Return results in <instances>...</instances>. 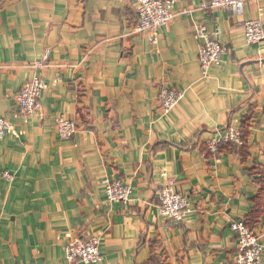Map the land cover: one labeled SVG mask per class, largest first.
<instances>
[{"label":"crops","instance_id":"obj_1","mask_svg":"<svg viewBox=\"0 0 264 264\" xmlns=\"http://www.w3.org/2000/svg\"><path fill=\"white\" fill-rule=\"evenodd\" d=\"M245 1L237 15L177 0L153 43L136 30L139 0H0V116L12 126L0 139V264H82L66 248L92 236L97 264H233L232 223L260 194L264 207V42L248 45L243 29L264 24V0ZM196 25L229 48L208 79ZM39 76V111L22 117L16 96ZM164 86L185 93L167 116ZM59 117L76 123L74 139L59 138ZM245 118L244 154L205 153ZM107 180L130 186V203H110ZM165 185L189 200L184 223L159 215Z\"/></svg>","mask_w":264,"mask_h":264},{"label":"built area","instance_id":"obj_2","mask_svg":"<svg viewBox=\"0 0 264 264\" xmlns=\"http://www.w3.org/2000/svg\"><path fill=\"white\" fill-rule=\"evenodd\" d=\"M177 0H139L137 33H149L150 40L157 42L158 32L175 19L174 6ZM245 0H209L206 9H223L240 15L244 11ZM188 14V11H184ZM245 39L248 45L256 46L264 42V24L262 20L246 21L243 24ZM196 37L201 41L199 50V64L202 75L208 79L214 66L221 64L229 48L208 33L205 26H195ZM50 56L47 52L46 58ZM42 63L37 64L41 68ZM46 82L39 76L27 83L17 94L18 113L20 116L30 118L40 108V100ZM184 91L164 86L160 95V111L164 116L171 114L177 105L184 99ZM59 138L63 141L74 139L78 133L77 125L72 120L59 117L56 120ZM12 132V126L0 116V139ZM240 129L231 126L218 138L208 141L207 146L213 154L217 153L222 144H235L243 146ZM7 181H14V176L8 172L3 174ZM132 188L118 181H106L107 200L114 204H128L131 201ZM158 213L169 222L184 223L192 212L189 200L179 193L173 186L165 185L158 192ZM1 227V219H0ZM232 231L237 237V254L233 264H262V239L256 232L246 226L244 221L234 222ZM101 240L98 236L87 239H72L66 248V256L71 263L97 264L103 257L100 252Z\"/></svg>","mask_w":264,"mask_h":264},{"label":"trees","instance_id":"obj_3","mask_svg":"<svg viewBox=\"0 0 264 264\" xmlns=\"http://www.w3.org/2000/svg\"><path fill=\"white\" fill-rule=\"evenodd\" d=\"M249 124H250V118H245L244 122H243V127L240 129L241 138L244 142L243 146H238L235 144H222L219 146L218 152L213 154L209 151V148L206 145L205 146V153L211 157H218L224 151L240 150L242 152V154H244V152L246 151V148H247L246 138H247ZM260 196H262V195L260 194L256 199H254L255 207L253 208V210L251 211L249 216L243 220L245 222L246 226L252 230H254V227L259 224L260 219L263 217L262 215L264 214V207L262 210V207L260 204Z\"/></svg>","mask_w":264,"mask_h":264},{"label":"water","instance_id":"obj_4","mask_svg":"<svg viewBox=\"0 0 264 264\" xmlns=\"http://www.w3.org/2000/svg\"><path fill=\"white\" fill-rule=\"evenodd\" d=\"M261 63H264V61H262ZM229 127V126H228ZM228 129V128H227Z\"/></svg>","mask_w":264,"mask_h":264}]
</instances>
